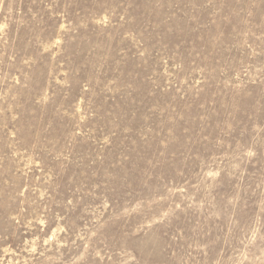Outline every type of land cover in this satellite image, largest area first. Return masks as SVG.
Here are the masks:
<instances>
[{"label":"rangeland","instance_id":"374dc122","mask_svg":"<svg viewBox=\"0 0 264 264\" xmlns=\"http://www.w3.org/2000/svg\"><path fill=\"white\" fill-rule=\"evenodd\" d=\"M0 264H264V0H0Z\"/></svg>","mask_w":264,"mask_h":264}]
</instances>
